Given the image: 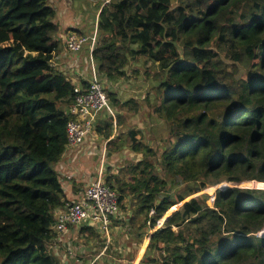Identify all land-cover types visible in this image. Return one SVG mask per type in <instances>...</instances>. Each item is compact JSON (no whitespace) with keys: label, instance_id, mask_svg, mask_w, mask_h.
<instances>
[{"label":"trees","instance_id":"16d2710c","mask_svg":"<svg viewBox=\"0 0 264 264\" xmlns=\"http://www.w3.org/2000/svg\"><path fill=\"white\" fill-rule=\"evenodd\" d=\"M97 2L101 78L113 83L135 60L155 73L142 107L160 143L129 128L136 159L105 176L124 211L123 245L135 243L120 257L133 261L148 238L139 264H264V0ZM56 17L49 0H0V264H67L52 250L66 245L54 226L69 202L55 165L76 84L54 64ZM110 97L116 124L103 111L94 128L109 147L122 111L137 107Z\"/></svg>","mask_w":264,"mask_h":264},{"label":"rangeland","instance_id":"374dc122","mask_svg":"<svg viewBox=\"0 0 264 264\" xmlns=\"http://www.w3.org/2000/svg\"><path fill=\"white\" fill-rule=\"evenodd\" d=\"M69 2H73V0H65L63 2V6H67ZM75 2H78V0H75ZM80 2L78 3V6H80ZM86 10L83 12H80L82 16L88 14H91L93 12V9L90 8V5L86 6ZM84 8V7H83ZM81 7V10H83ZM85 13V14H84ZM88 19L86 20V23L88 24ZM76 32V31H74ZM78 33V32H77ZM98 41V38H97ZM132 64L136 67L134 68ZM132 64H130L129 67H126V74L125 76L121 77L120 79L114 81L111 83L106 79V83L104 82L106 86L107 93L109 95L110 103L113 107V98L110 97V95H116V97L119 99L127 100L129 98H134V100L137 102V107L135 109H129L130 107L127 106V109H124L122 112L125 117V124L118 125L117 131L115 133V144H112L110 147L107 145V140L104 139L103 136H100L98 133L94 132V135L99 137L97 141L89 138V141L87 143H84V147L88 149V157L91 158V163L93 166H96V169L92 171V174L96 178L99 174L103 177V180L108 173H117L121 167H125L129 162H132L136 159V154L131 151L129 142L127 141L128 135L127 132L130 129L134 128L140 133H145L146 139H151L152 143L154 145H157L160 143L158 138L153 137V128L157 126L154 120H150L152 114L148 112L147 105H144L142 107V103L144 100V97L147 92V88L149 87L150 79L149 77H152L155 75V73L151 72L147 76L146 67H140V63H138L137 60H135ZM148 68V67H147ZM156 72V71H155ZM111 86V87H110ZM110 87V88H108ZM117 100V99H116ZM114 109V108H113ZM129 109V110H128ZM115 114V124L117 122V114L114 110ZM159 126V125H158ZM161 127V126H160ZM158 129H160L158 127ZM120 134V135H118ZM121 136V140H119ZM159 136V135H158ZM127 139V140H122ZM122 141H126V145L122 148H119ZM106 142V143H105ZM110 145V144H109ZM97 149V150H96ZM111 149V150H110ZM98 151V153H97ZM98 169V170H97ZM248 181H245L243 183V186H257V184L254 182L256 181H250L253 184L247 183ZM263 184V185H262ZM260 184V187L264 188V183ZM224 183L219 185H208L206 188H204L202 191L189 196L187 199L193 196L202 195V194H212L214 191H216L218 188H223ZM179 205H176L170 209V212H168L165 215V218L167 219V216L171 215ZM124 219H114L112 220L113 225L114 223H121ZM164 221H166L164 219ZM157 226V228L163 227ZM71 227V226H70ZM70 229V228H69ZM80 230V229H79ZM95 231V230H94ZM126 230H110V238L106 236V234L101 233L99 231L93 232V234L90 232V230H86L84 234L81 236L80 231H76L75 235L72 236L71 234L67 236V234L70 232L68 230L64 234H62V239L65 240V236H67V240H65L66 245L59 246V253L57 254L59 259L62 262H65L67 264H135L139 261L141 258V255L143 256V248H146L148 245L149 239L146 238L147 243L143 245V242L140 246V249L136 250L137 257L135 258L134 262H129V260H126L127 258H121V252L124 251V239L122 237V233H125ZM154 231V230H153ZM127 234V233H125ZM68 246L72 248L74 251L72 254H68ZM53 250V249H52ZM123 250V251H122ZM130 250V249H129ZM53 252H55L53 250ZM127 252L124 251V254ZM127 256V254L125 255ZM139 256V257H138ZM96 258V259H95ZM125 259V260H123ZM140 262V261H139ZM138 262V264H139Z\"/></svg>","mask_w":264,"mask_h":264},{"label":"built area","instance_id":"2783aa9c","mask_svg":"<svg viewBox=\"0 0 264 264\" xmlns=\"http://www.w3.org/2000/svg\"><path fill=\"white\" fill-rule=\"evenodd\" d=\"M97 38L96 33L93 36H87L73 31L67 34L65 40L67 50L74 53L89 44V60L92 66V78L88 81V86L76 85L74 89L75 104L71 108L73 117L67 123L68 148L81 147L87 141V137L94 134V128L101 112L107 111L113 118L115 117L104 84L106 80L101 78L93 57ZM154 212L152 210L150 215ZM120 214L117 191L107 184L105 178L103 180L99 174L78 199L67 202L65 207L56 213L57 221L54 229L59 235H62L69 230L70 226L86 224L98 228L110 238L111 222ZM163 218L159 219L156 227L165 223Z\"/></svg>","mask_w":264,"mask_h":264},{"label":"crops","instance_id":"0c3cea01","mask_svg":"<svg viewBox=\"0 0 264 264\" xmlns=\"http://www.w3.org/2000/svg\"><path fill=\"white\" fill-rule=\"evenodd\" d=\"M49 1L57 9L56 23L59 25L60 30L56 35V39L60 42V45L62 47L61 53H59L56 60L54 61L55 67L66 73L67 76L70 77L76 85H82L83 81L88 82L92 78V66L89 60L90 45L86 44L82 50H80L77 53H74L67 50L65 45V40L67 34L73 31H76L80 34L87 36H93L96 33L98 37V17H99L97 13L98 2L97 0H78V2H75V0H73V2H69L67 6H63L62 3L65 2V0H49ZM79 2L81 4L80 6L82 8L84 7L83 10H81V7L78 6ZM87 5H90V8L93 9V12H91V14L87 13L86 15L82 16L80 12L86 10ZM87 19L89 20L88 24L86 23ZM90 137L95 141H97V139L99 138L92 133L87 137V141L85 143L89 141ZM83 145L79 148L67 147L61 160L55 165V168L58 170L60 174L62 186L65 190L67 199L69 201H74L78 199L81 196V194L85 191L87 186L90 185L91 182L96 179L92 174V171L96 169V166H93V164L91 163V158L93 157L87 156L88 149L85 148ZM123 212L124 211H121L120 216L114 219H118V218L123 219L124 218ZM114 224L115 225H113V223L111 222L112 234H113V230H117V229L125 230V228L122 227L121 224L119 223L118 224L114 223ZM79 229H81V226H71L69 229L70 232L67 234V236H69L70 234L74 236L77 230L80 231ZM94 229L101 232L98 228H94ZM83 234L84 233L80 231V235L82 236ZM67 236H65V240H67L68 238ZM128 236L129 235L126 234L124 236V240L128 239ZM132 244L135 245L134 242ZM133 245L130 246L123 245L124 251L128 252L132 250ZM59 246L60 245L56 244L53 245L52 247V249L55 251L56 254L59 253V249H58ZM142 249H143V253H145L146 248H142ZM143 256L141 255L139 261L142 259ZM136 257L137 255L135 256V258ZM126 260L129 259L127 258ZM134 260L133 261L129 260V262H134ZM138 262L137 263L135 262V264H138Z\"/></svg>","mask_w":264,"mask_h":264},{"label":"water","instance_id":"95a60500","mask_svg":"<svg viewBox=\"0 0 264 264\" xmlns=\"http://www.w3.org/2000/svg\"><path fill=\"white\" fill-rule=\"evenodd\" d=\"M170 216V215H169ZM169 216H167V218L169 217ZM166 219V218H165ZM167 220V219H166Z\"/></svg>","mask_w":264,"mask_h":264}]
</instances>
